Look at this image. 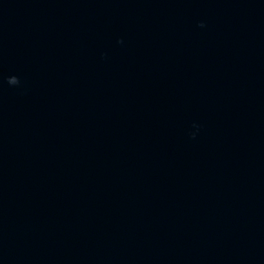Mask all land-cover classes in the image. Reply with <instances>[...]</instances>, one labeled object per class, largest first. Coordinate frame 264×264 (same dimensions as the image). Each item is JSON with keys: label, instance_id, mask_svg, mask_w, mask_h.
<instances>
[{"label": "water", "instance_id": "1", "mask_svg": "<svg viewBox=\"0 0 264 264\" xmlns=\"http://www.w3.org/2000/svg\"><path fill=\"white\" fill-rule=\"evenodd\" d=\"M0 264H264V0H0Z\"/></svg>", "mask_w": 264, "mask_h": 264}]
</instances>
